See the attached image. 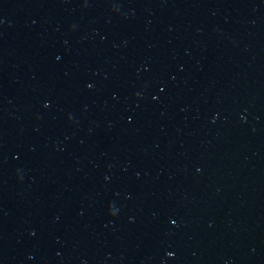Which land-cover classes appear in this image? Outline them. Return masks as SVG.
<instances>
[{
    "label": "water",
    "instance_id": "95a60500",
    "mask_svg": "<svg viewBox=\"0 0 264 264\" xmlns=\"http://www.w3.org/2000/svg\"><path fill=\"white\" fill-rule=\"evenodd\" d=\"M0 264H264V0H0Z\"/></svg>",
    "mask_w": 264,
    "mask_h": 264
}]
</instances>
